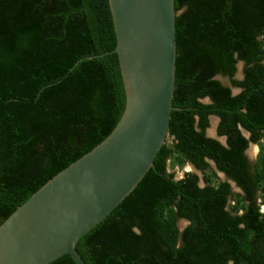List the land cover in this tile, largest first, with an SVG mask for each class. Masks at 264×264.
I'll return each mask as SVG.
<instances>
[{
    "label": "trees",
    "instance_id": "16d2710c",
    "mask_svg": "<svg viewBox=\"0 0 264 264\" xmlns=\"http://www.w3.org/2000/svg\"><path fill=\"white\" fill-rule=\"evenodd\" d=\"M173 5L165 140L74 251L83 264H264V0ZM114 48L107 0H0V224L119 120ZM185 163L200 177L167 171ZM48 264L75 263L64 254Z\"/></svg>",
    "mask_w": 264,
    "mask_h": 264
},
{
    "label": "water",
    "instance_id": "95a60500",
    "mask_svg": "<svg viewBox=\"0 0 264 264\" xmlns=\"http://www.w3.org/2000/svg\"><path fill=\"white\" fill-rule=\"evenodd\" d=\"M107 1L123 112L102 141L56 173L0 224V264H48L64 254L83 264L75 243L153 167L165 140L173 110V0Z\"/></svg>",
    "mask_w": 264,
    "mask_h": 264
},
{
    "label": "rangeland",
    "instance_id": "374dc122",
    "mask_svg": "<svg viewBox=\"0 0 264 264\" xmlns=\"http://www.w3.org/2000/svg\"><path fill=\"white\" fill-rule=\"evenodd\" d=\"M237 73L235 75V78H240V64H237ZM232 94H235L237 92V90L232 89L231 90ZM216 124V118L215 117H209V126L206 130V135L209 137H215L214 135V127ZM220 141H222L221 138H219ZM257 148L255 146H249V148L246 151V155L248 156V160L249 162H252L254 160L255 154H256ZM211 165V164H210ZM167 171L168 172H173L174 173V177L175 179H178L181 177L183 172H187V171H191L193 172L194 170L190 167L189 164L185 163L181 168H178L176 166L174 167H169L167 164ZM194 173H196L199 177H200V173L197 171H194ZM216 176L218 178V180H223V176L220 173H216ZM231 187H232V191L233 192H238L237 188L234 187V185L231 183ZM264 207H260V211H263ZM186 225V222L184 221H178L177 223V227L179 230H181L184 226Z\"/></svg>",
    "mask_w": 264,
    "mask_h": 264
},
{
    "label": "flooded vegetation",
    "instance_id": "af4514ba",
    "mask_svg": "<svg viewBox=\"0 0 264 264\" xmlns=\"http://www.w3.org/2000/svg\"><path fill=\"white\" fill-rule=\"evenodd\" d=\"M243 135L244 136H246L247 134L245 133V132H243ZM250 146H254V145H250ZM256 147V146H255ZM257 148V147H256ZM256 153H257V151H256ZM256 155V154H255ZM247 156V155H246ZM247 158H248V156H247ZM255 158V157H254Z\"/></svg>",
    "mask_w": 264,
    "mask_h": 264
}]
</instances>
